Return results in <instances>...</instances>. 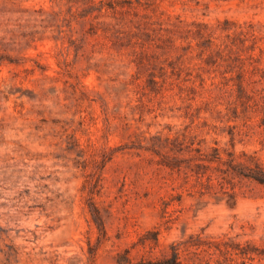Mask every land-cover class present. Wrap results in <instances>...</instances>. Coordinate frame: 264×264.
<instances>
[{
    "label": "rangeland",
    "instance_id": "obj_1",
    "mask_svg": "<svg viewBox=\"0 0 264 264\" xmlns=\"http://www.w3.org/2000/svg\"><path fill=\"white\" fill-rule=\"evenodd\" d=\"M209 145L264 168V0H0V264H264V186L184 174Z\"/></svg>",
    "mask_w": 264,
    "mask_h": 264
},
{
    "label": "trees",
    "instance_id": "obj_2",
    "mask_svg": "<svg viewBox=\"0 0 264 264\" xmlns=\"http://www.w3.org/2000/svg\"><path fill=\"white\" fill-rule=\"evenodd\" d=\"M177 30V26L174 23L171 24L170 28L159 30L161 32H159V35L157 36L158 40L166 46L168 43H171L172 36L177 32ZM202 53L203 52L201 51L200 55L198 56L199 62L196 64V68H193L192 70V72H195V75L191 80L192 84L188 87H185L188 96L192 98L195 95H202L203 92H207L210 96L209 98H212L210 93L213 92V88L215 87L213 84L207 87L205 85V79L203 77V72L205 71L204 66L207 64V60L210 58V56L203 58ZM146 55V53H141V57ZM192 72L189 74V76H192ZM196 82L198 83L195 84ZM161 89L163 88L161 87ZM239 89L242 91V87L238 88V90ZM232 135L230 137L231 145H233ZM174 140H178V137H175ZM194 140L195 136H193V139L189 145H193ZM194 151L197 153V155L189 159L188 164L192 161L199 163H195L192 167H187L184 174L193 179V185L200 196L204 195L205 193H211L213 190H216L215 193L223 192L225 190V178L222 176L223 171L218 166L212 167L211 164L213 163L227 164L230 170L227 169L226 173L232 178L234 176L245 177L264 186V168L257 161H255L254 158H252V165H246L240 162L235 163L231 158L232 156L230 155L228 160L225 161L220 156L221 148L211 145H209L204 152H201V150L198 148L194 149ZM243 169H247L248 174H242ZM228 195L231 197V199H234L233 193H228ZM174 257H176V254Z\"/></svg>",
    "mask_w": 264,
    "mask_h": 264
}]
</instances>
